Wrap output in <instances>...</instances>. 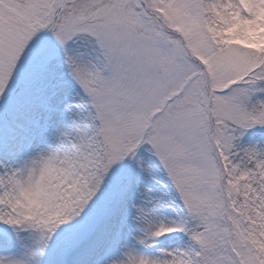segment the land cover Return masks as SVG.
<instances>
[{
    "label": "snow or ice",
    "instance_id": "snow-or-ice-1",
    "mask_svg": "<svg viewBox=\"0 0 264 264\" xmlns=\"http://www.w3.org/2000/svg\"><path fill=\"white\" fill-rule=\"evenodd\" d=\"M0 264H264V0H0Z\"/></svg>",
    "mask_w": 264,
    "mask_h": 264
}]
</instances>
